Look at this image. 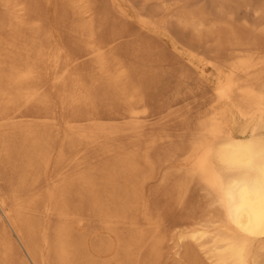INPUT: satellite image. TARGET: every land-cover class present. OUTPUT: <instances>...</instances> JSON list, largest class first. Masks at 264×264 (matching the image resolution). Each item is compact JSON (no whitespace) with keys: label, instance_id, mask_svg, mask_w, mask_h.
Returning a JSON list of instances; mask_svg holds the SVG:
<instances>
[{"label":"bare ground","instance_id":"bare-ground-1","mask_svg":"<svg viewBox=\"0 0 264 264\" xmlns=\"http://www.w3.org/2000/svg\"><path fill=\"white\" fill-rule=\"evenodd\" d=\"M124 1L55 0L56 36L49 0H0V264H164L170 240L187 264H264V0H142L138 25L172 30L180 76L209 88L178 141L148 130L180 97L152 111L151 45L118 48ZM161 164L170 202L204 198L171 226Z\"/></svg>","mask_w":264,"mask_h":264},{"label":"rangeland","instance_id":"rangeland-1","mask_svg":"<svg viewBox=\"0 0 264 264\" xmlns=\"http://www.w3.org/2000/svg\"><path fill=\"white\" fill-rule=\"evenodd\" d=\"M199 1L201 0H180V4H192ZM123 5L130 15V18H123L115 15L114 20L118 23V26L125 29V32L128 33L127 36L121 39L122 44L118 46L119 50H121L127 41L133 39L138 40L140 44L151 45L154 51L152 55V65H156V69L160 74L161 84L160 91L156 95L158 101L151 100L150 107L153 109L152 111L156 112L157 107L163 102V98H165L167 94L169 95L175 91L179 92V101L171 108L173 113L163 118L162 113L151 115L147 125L153 124V129L148 130L157 131L159 133L168 131L173 135L172 139L170 138L171 140H187L188 128L184 127V121L186 120L190 127L193 126L198 115L205 109L206 105L203 101L209 96V88L204 87L203 84L193 76L194 74L185 79L180 76V71L186 70L185 60L173 50L172 41H177L178 37L172 30L167 29L153 32L147 31L145 28L138 25L135 16L136 12L139 11L143 5L142 0H125ZM44 8L48 25L54 30L56 36H63L62 30L57 23L55 0H49ZM241 11L240 15L244 13L245 16L243 19H240V22H248L247 25H249L255 14L250 9ZM208 71H210V69H208ZM168 143L169 142H165L162 146L166 147ZM163 171L164 165L161 164L155 173V177L149 182V186L151 189L158 187L154 195V200L165 212V223L171 226L178 221L181 222L185 219H189L188 217L190 215L199 212L200 205L202 204L201 202L204 198L202 191L195 185L189 189L184 205H175L170 202L164 189L160 187L162 186L160 177ZM1 183L2 180L0 179V184ZM2 224L3 215L0 210V228ZM11 237L14 239L13 234ZM176 248L177 246L174 244L173 240L165 243L162 258L164 264H187L182 252L175 255L174 250ZM180 250H182V248H180Z\"/></svg>","mask_w":264,"mask_h":264}]
</instances>
